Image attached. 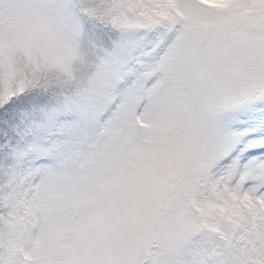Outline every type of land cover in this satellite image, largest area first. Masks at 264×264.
I'll list each match as a JSON object with an SVG mask.
<instances>
[{"label":"snow or ice","instance_id":"6c2138e0","mask_svg":"<svg viewBox=\"0 0 264 264\" xmlns=\"http://www.w3.org/2000/svg\"><path fill=\"white\" fill-rule=\"evenodd\" d=\"M0 264H264V0H0Z\"/></svg>","mask_w":264,"mask_h":264}]
</instances>
